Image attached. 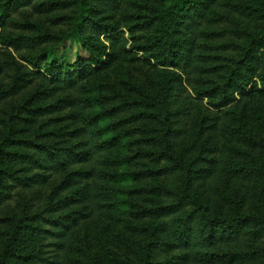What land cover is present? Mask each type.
<instances>
[{"label": "trees", "instance_id": "obj_1", "mask_svg": "<svg viewBox=\"0 0 264 264\" xmlns=\"http://www.w3.org/2000/svg\"><path fill=\"white\" fill-rule=\"evenodd\" d=\"M25 1L2 0L0 15L7 12L8 4L14 3L15 9H18L23 7ZM47 3L51 4L52 10L56 6L57 10L73 12L68 24L71 30L65 38H77L95 49L97 44L105 46L101 43V36H110L108 49L104 47L108 50L107 62L101 68L110 67L124 59L127 52L122 28L129 32L134 28V22L144 20L140 28L148 33V48L160 57L156 60L164 69L163 79L157 83L153 96L146 95L143 99V95L139 94L129 100L113 93L106 96L102 88L91 82L98 70L83 66L81 61L77 71L55 72L56 68L49 66L48 70L51 73L54 71L51 81L40 72H27L25 78L40 76L49 86L40 85L27 96L16 110L21 115L11 113L0 119V202L5 198L7 189L3 185L4 178L25 187L41 185L50 176L62 177L63 185L77 180L72 183L75 186V202L88 211V215H81V224L85 225L81 244L87 249L84 264H104L97 257L110 244L114 250L116 226L123 222L120 214L122 202L109 190L113 189V184L115 187H124L130 181V176L120 170L126 172L128 167H134V157H130L120 146L122 135L117 134L112 127L106 130L102 124L119 114L131 115L134 121L148 119L159 127L158 138L154 140L156 155L160 165L163 163L171 167L172 173L167 171V174L174 176L175 180H170L169 185L175 187V192L168 197L167 203L159 204L157 201L154 206L142 209L139 215L131 213L136 222L147 216L170 217L165 225L152 230V236L148 237L144 246L143 261L140 260L139 264H154L162 238L177 225H182L177 238L181 241L184 254L176 264H238L245 260L242 253L225 251L221 247L231 246L242 237L264 242V90L251 86L243 96L249 102L243 104L240 115L230 120L227 126L225 121L229 113L220 112L216 117L219 125L214 124L213 131L217 133L207 138L206 145H201L204 149L209 147L208 158H215L206 160V168L199 172L202 175L200 178L207 182L209 196L206 201L193 196L195 203L190 206L192 209L186 217L182 218L187 211V201L194 194L189 171L194 163L188 166L187 160L195 150V144L188 145L185 136L179 139L180 129L176 122L182 91L176 90L174 86L181 84L168 69H180L188 74L203 76L198 87L194 81H188L191 91L199 97L212 99L223 93L231 94V85L237 76L243 80L244 77L255 76L260 68H264V49L262 52L259 49L264 44V28L260 29L258 35L238 33L237 38L242 43L237 49L240 57L229 67H219L223 68V73L220 72V77H217L215 71H218V67H204V61L208 63L210 59L196 55L200 49L198 28L201 27L202 17L210 10V3L206 0L205 3L202 0H67L54 2V5ZM216 3L218 0H214ZM240 12L248 19L264 23V0H250V3L241 7ZM102 20L110 22L102 24ZM39 44L35 42L31 49ZM196 61H200V64H196ZM237 71L241 73L236 76ZM19 82L0 87V102L19 94L26 87L27 81ZM241 89L245 92L244 86ZM62 91L68 93L65 105L59 101L51 102ZM232 101L229 96L212 107L221 110ZM64 107L69 110L68 116L74 125L72 131L69 132L66 127L49 130L47 116L56 108ZM221 130H224V135L216 138ZM110 131L113 132L112 136L108 135ZM27 134H33V139L31 136L26 137ZM198 135L202 137L200 132ZM193 136L196 138V134ZM54 137L59 141H54ZM74 139L77 143L69 144ZM148 141L153 142V136ZM32 144L35 147L31 149ZM220 145L218 151L216 147ZM77 163L85 171L72 172L71 168ZM31 167L42 174L37 175L34 182L23 176ZM212 206H216L218 211L213 213ZM221 212L227 216L223 217ZM26 213L29 212L21 211L16 219H1L0 264H39L41 259L37 253L19 248L23 235L28 233L54 237L53 247L57 253L46 264H80L75 256L68 262V256L72 255L71 249L62 240L55 239V236L61 237L60 234L66 239V232H72L71 224L79 218L71 219L72 216L66 215L62 219L63 225L54 222L53 235L35 226L41 223L40 215ZM99 227H102L111 243L103 241ZM68 237L69 240L74 238L73 235ZM213 249L224 252L218 254L212 252ZM251 249L250 254L259 252L264 255V246ZM120 254L127 255L122 248Z\"/></svg>", "mask_w": 264, "mask_h": 264}, {"label": "rangeland", "instance_id": "obj_2", "mask_svg": "<svg viewBox=\"0 0 264 264\" xmlns=\"http://www.w3.org/2000/svg\"><path fill=\"white\" fill-rule=\"evenodd\" d=\"M64 1L67 0H26L22 3L23 7L18 9H15L14 3H11L8 4L7 12L0 15V87L5 88L14 82L19 84V81H27L25 82L26 87L22 88L19 94L0 102V119L11 113L21 115L16 110L27 96L40 85L49 86V83H45L40 76H35L32 79L25 78L27 72H40L44 75V78L51 81L54 77V71H77L80 65L79 61L85 67L91 66L98 70L91 82L93 85L102 88L106 96L113 93L122 99L130 100L139 94L143 95V99L146 98V95L151 97L155 94L157 83H160L163 79L164 69L158 65L160 63L156 60L160 57L158 58L157 54L152 53L151 49L148 48L150 43L147 40L148 33L140 28V23L144 20L134 22V28L129 32L122 28L126 40L124 48L127 52L124 59L110 67L101 68L107 62L108 50L106 51L105 48L108 49L109 47L110 36L107 34L101 36L100 40L105 48L97 44L95 49L81 43L77 38H65L71 30L68 24L72 20L73 12L70 10H57L56 6H53L52 10L51 4L47 3L51 2L54 5V2ZM202 1L205 3V0ZM206 1L210 3L208 5L210 10L202 17L201 27L198 28V30L200 29V49L197 50L196 55L210 59L208 63L204 61V67L210 69L218 67V71H215V73L217 77H220L219 73H223V68L219 67H227V65L229 67L232 62L240 57V52L237 49L242 46V43L237 38L238 33L247 32L250 35H258L259 31L264 28V23L248 19L241 14V7L250 3V0H218L216 4H214V0ZM1 2L2 0H0V13H2ZM109 22L102 20V24H108ZM50 37H53V39H50ZM35 42L41 44L31 49ZM259 49L262 52L264 44ZM11 62L13 64H10ZM196 64H200V61H196ZM49 66L56 69L51 70V73L48 70ZM168 71L181 84L178 85L176 82L177 84L174 86L176 90L182 91L176 122L177 127L180 129L181 136L179 139L185 136L188 145L195 144V150L191 152V158L189 157V160H187L188 166L194 163L189 167L190 177L193 179L192 191L194 194L187 201V211L182 215V218H184L192 209L190 206L195 203L193 196L204 201L209 196L207 182L205 179L200 178L202 175L199 172L206 168V160H214L215 158H208L209 153L207 151L209 147L204 149L201 148V145H206L207 138L211 134L217 133L216 130L214 133L213 127L214 124L219 125L215 119L220 112L229 113L230 116L225 121L227 126L230 120L240 115L243 104L249 102L243 96L251 86L254 85L264 90L262 88L264 68H260L255 76L244 77L243 80H240V77L237 76L241 73L237 71V79L231 85V94L226 95L223 93L217 96L218 98L212 99L195 95L188 86V81H194L196 87L200 86L203 76L195 73L188 74L185 70L180 69L171 68ZM242 86H244L245 92H242ZM229 96L233 101L228 107L221 110L212 107V105L219 104ZM67 97V91L58 92L51 102L59 101L65 105ZM249 107L253 110L251 105ZM262 108H264V103ZM68 113L69 110L66 107L64 109L56 108L53 113L47 116L50 125L48 129L52 131L60 127H66L71 132L74 125ZM157 126L156 123L148 119L134 121L131 115L122 114L102 124V127L106 130L112 127L117 134L122 135L119 140L120 146L126 153L131 155L130 157H134V167H128L126 172L120 170L123 174L127 173L130 176L128 178L130 181L124 187H115L113 184V189L109 190L119 197L118 201L122 202L120 204V214L123 222L121 221L119 226L113 225L117 228V234L113 239L114 250L110 244L106 251H102L101 255L97 257L100 261L103 260L104 264H139L140 260L143 261L144 246L149 240L148 237L152 236V230L159 225H165L170 219L168 215L162 217L147 216L136 222L135 217L131 214L139 215L142 209L154 206L157 201H159V204L167 203L169 201L168 197L175 192V187L169 185L170 180H175L174 176L167 174V171L172 173L171 167L165 166L163 163L160 165L158 161L160 159L156 155L157 152L154 146L156 142L154 140L158 138L159 134V127ZM152 130L154 133H152ZM199 132L202 137L198 135ZM194 134H196V138H194ZM108 135L112 136L113 132H108ZM219 135L222 137L224 130H221L216 138ZM25 136H31L32 139L34 137L33 134ZM151 136H153V142L148 141ZM62 139L65 138H60V140ZM29 141L31 142V139ZM54 141L59 140L54 137ZM76 143L77 140L74 139L69 144ZM69 144H67L68 147L71 146ZM33 147L35 146L32 144L30 148ZM216 149L219 151L221 145ZM190 159H194V161ZM83 168L80 163H77L71 168V171L82 173L85 171V168ZM37 175L42 174L33 167L23 174L32 182L36 180ZM74 181L77 182V180H73L63 185L62 177L50 176L41 185L32 184L25 187L4 178L3 185L7 189L5 198L0 202V221L3 218L16 219L21 215V211L27 210L29 213L40 215L41 223L35 226L41 227L54 235V222L63 225L62 219L66 215L72 216L71 219H74V217L79 218L71 224L73 225L72 232L70 230L66 232V239L62 234H60L61 237L55 236V239L56 241L62 240L71 249L72 255L68 256V262H71L75 256L80 264H84L86 261L84 255L87 253V249L81 244L85 230V225L81 224V215H88V211L86 208L83 210V206L75 202V186L72 184ZM211 210L213 213L218 211L216 206H212ZM222 215L223 217L227 216L225 212ZM177 216L181 217L180 214ZM181 227L182 225H177L166 237L162 238L154 264H176L183 257L184 249L181 241L177 238ZM99 229L102 231L103 241L106 240L111 243L102 227H99ZM68 235H73L74 238L69 240ZM53 245L54 237L38 235L37 233L30 235L28 233L23 235L19 248L24 251H32L33 254L37 253L38 258L41 259L39 264H46L57 253L54 252ZM254 246L263 247L264 242H258L250 237H242L231 246L223 245L221 248L225 251L233 250L242 253L245 260L238 264H264V255L259 252L249 253ZM121 248L126 252V256L120 254ZM211 251L218 254L224 252L220 249ZM72 264H75V262H72Z\"/></svg>", "mask_w": 264, "mask_h": 264}]
</instances>
